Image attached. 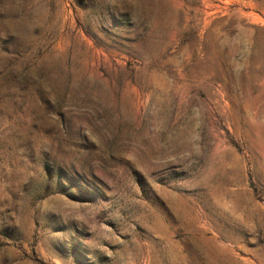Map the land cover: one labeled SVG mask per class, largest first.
<instances>
[{
    "label": "rangeland",
    "instance_id": "1",
    "mask_svg": "<svg viewBox=\"0 0 264 264\" xmlns=\"http://www.w3.org/2000/svg\"><path fill=\"white\" fill-rule=\"evenodd\" d=\"M0 264H264V0H0Z\"/></svg>",
    "mask_w": 264,
    "mask_h": 264
}]
</instances>
